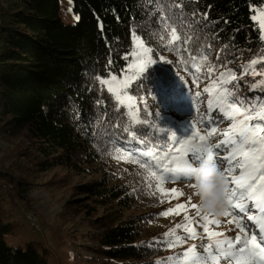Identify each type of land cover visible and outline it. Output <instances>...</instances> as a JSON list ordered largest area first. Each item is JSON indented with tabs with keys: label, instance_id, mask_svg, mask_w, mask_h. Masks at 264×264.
Instances as JSON below:
<instances>
[{
	"label": "trees",
	"instance_id": "1",
	"mask_svg": "<svg viewBox=\"0 0 264 264\" xmlns=\"http://www.w3.org/2000/svg\"><path fill=\"white\" fill-rule=\"evenodd\" d=\"M70 1L72 13L80 18L74 25L65 24L60 0H0V128L5 136L28 143L17 147L12 155L18 159L23 154L36 173L66 168L75 176L91 178L77 184L75 197L66 202L71 216L81 215L80 222L87 231L85 236L74 232L69 235L83 257L81 262L88 254L90 264H170L165 258L171 256L172 247L150 243L166 239L168 232L162 226L166 216L160 215L168 210L166 199L156 188L157 181L151 180L153 187H148L145 168L139 162L119 155L126 157L125 150L142 151L145 145L126 142L119 133L113 137L116 144L110 142L108 133L114 129L109 121L116 118L114 109L118 104L97 79H107L109 72L116 76L125 72L134 50V36L148 46L146 37L155 31L159 13L151 11L149 0ZM185 8L207 12L209 20H219L211 31L224 29L219 31L218 39L201 35L200 44L206 52V46L212 45L208 63L215 64L219 56L231 61L226 67L235 70L243 69L253 59L261 60L264 41L258 37L262 28L252 16L264 8V0H199ZM188 34L193 36L189 47L195 51V27ZM151 55L154 59L155 53ZM160 55L171 63L150 66L142 74L147 76L143 89H136L142 75L131 84L128 94L135 104L143 102L149 111L161 112L162 117L183 112L198 120L202 115L205 119L208 115L222 116L218 110L206 113L207 95L203 89L209 80L196 87L189 71L178 65L176 55ZM109 61L111 66L106 67ZM226 67L217 66L215 75ZM254 67L260 70L262 64ZM235 77L242 96L264 97V75L253 76L249 70L246 74L236 71ZM160 78L168 83L167 95H161L157 87ZM187 88L200 91L205 102L198 104L199 98L192 97ZM120 112L126 113L127 109L121 108ZM140 116H144L143 108ZM153 120L154 115L148 118V122ZM160 123L182 137L177 132L178 122L174 128L163 119ZM214 126L222 130L221 142L231 121L219 119ZM137 127L146 128L147 122ZM141 160L145 167L151 163L147 157ZM17 172L0 168V264H48V251L42 245L30 242L23 248H12L7 243L15 233L12 213L32 189L31 182L18 177ZM28 204L32 206L30 201ZM81 238L88 242L82 243Z\"/></svg>",
	"mask_w": 264,
	"mask_h": 264
},
{
	"label": "snow or ice",
	"instance_id": "2",
	"mask_svg": "<svg viewBox=\"0 0 264 264\" xmlns=\"http://www.w3.org/2000/svg\"><path fill=\"white\" fill-rule=\"evenodd\" d=\"M198 2L199 0H149V3L153 5L151 11L159 14L155 17V31L147 34L149 44L143 47V52L144 56L152 53H155V56L154 59H147L146 64L140 65L136 75L140 76L151 64H170L171 62L160 53L172 52L178 57V65L189 71L196 87L203 80H209V84L203 89V94L207 95L206 113L210 114L218 110L222 116L208 115L205 119L202 115L198 122L192 118L189 125L190 133L180 137L171 128L161 126L160 121L163 119L161 112L153 114L145 103L141 102L140 105L133 103L134 97L128 94V89L133 82L129 77H118L109 72L107 79L97 78L99 84L107 87V91L112 94L118 104V107L114 109L116 118L109 121L114 129L113 132L108 133L109 140L115 145L116 140L113 137L119 133L126 142L145 145L142 151L125 150L128 153L126 157L123 153L119 155L122 159L139 162L141 167L145 168V180L149 181V188L153 187L151 180L158 182L155 186L161 192L164 191L162 185L166 181H177L181 178L190 181L191 173L194 171L193 164L205 159L218 163L233 185L228 195V208L223 216L230 217L225 222L234 224L235 229L238 230L237 235L229 237L226 233L213 231L210 225L214 224L218 227L221 221L208 214L201 215L198 204L191 203V208L196 209V215L199 217L196 221L197 226L203 228L208 243L201 245L203 252H198L197 246L193 244L188 251L179 256L167 257L166 261H175V264H220L223 260L232 264H264V97L242 96L241 85L235 77L236 71L246 74L249 70L253 76L264 75V55L259 61L253 59L243 69L227 68V63L231 61L221 60L219 56L215 64L208 63V52L213 49L212 45L208 44L207 52L205 51V46L200 44L201 35L204 38L211 35L213 39H218L219 31L224 29L211 31L219 20H209L207 12L201 14L197 10H186L185 5H195ZM211 7L208 5L209 9ZM76 19L79 21V16ZM252 19L256 20L258 17L253 15ZM224 23L227 24L228 20L225 19ZM260 26L264 29V19H261ZM194 27L197 42L195 51L189 47L193 36L188 34ZM141 31L143 32L144 29L142 28ZM153 36L155 39H152ZM135 39L143 45L140 37L136 36ZM258 39L264 41V35L259 36ZM156 40H159V43ZM225 54H229L227 49ZM140 59L144 57L137 56V60ZM257 63L262 64L260 70L254 67ZM220 64H224L226 70L215 75L216 68ZM110 66L111 61L106 67ZM192 69H195V72ZM146 79L147 76L142 75L140 82L136 84L137 91L143 89ZM157 87L161 95H167L169 86L164 78L159 79ZM255 89L254 84L252 90L255 91ZM187 90L192 97L199 98L198 104L205 102L200 91L194 88H187ZM121 108L127 109V112H120ZM141 108L144 111L143 118L140 116ZM153 115L154 120L148 122V118ZM219 119L230 120L231 126L225 130L224 139L213 145L210 143V138L217 131L214 125ZM146 122V128L137 127ZM197 123L210 131L201 134ZM149 132L152 133L150 138ZM141 157H147L151 163L145 167ZM172 193L177 198L184 195L177 189H172ZM178 210L184 211L185 223L176 224L165 234V240L150 243L173 247L187 239L199 238L196 228L190 227L194 223V218L187 214L188 209L185 204H177L175 209L169 208L160 215L168 216L173 212L179 215ZM181 228L187 236H174L176 230ZM169 236H174V239H167ZM157 264H163V262L158 261Z\"/></svg>",
	"mask_w": 264,
	"mask_h": 264
},
{
	"label": "rangeland",
	"instance_id": "3",
	"mask_svg": "<svg viewBox=\"0 0 264 264\" xmlns=\"http://www.w3.org/2000/svg\"><path fill=\"white\" fill-rule=\"evenodd\" d=\"M60 1L65 13L63 16L65 24L74 25L77 19L72 13L71 1ZM262 13H264V8L256 12V16L258 17L256 21L259 25L261 19H264ZM262 35H264V29H262ZM135 37L136 36H134V50L130 55L129 66L121 76H118H127L133 82L143 74L142 73L140 76L136 75L139 66L146 64L147 59L152 58L151 54L144 56L143 47L145 44H139ZM137 56H142L144 59L137 60ZM152 65L153 64L145 68V71ZM133 103H135L134 100ZM192 118L197 122L199 121L187 115L186 112L163 115V121L169 127L174 128V125L176 126V122H178L177 126L180 128L177 132L182 137L190 133L191 129L189 125ZM197 128L201 134H206L207 131H210V129H206L200 123H197ZM216 129L217 131L210 138V143L213 145L218 144L222 138V135H219L222 134V130ZM20 145L26 147L28 143L23 140L18 142L16 139L5 136L0 128V168L18 169L17 176L29 180L32 184L31 191L26 195L27 199L20 203L19 208L12 213L10 218V221L15 224V233L7 238L8 245L12 248H23L27 243H38L48 251V264H90L92 262L91 255H84L85 261L81 262L83 257L79 256V251L71 244L72 240L69 238L70 233L74 232L73 234L77 236H85L87 231L83 229V225L80 222V218H82L81 215L71 216V210L66 208V202L75 197L74 189L77 184L90 181L91 178L86 176H75L74 172L66 168H57L46 174L36 173L34 167L29 164L27 159H24L23 154L19 156L18 159L17 157H13L12 151L14 152ZM222 155H227V153H222ZM11 157H13L12 161ZM16 160L18 161L15 164ZM22 171H24V174L21 173ZM190 182L191 181H185L183 178L177 181H166L162 185L164 191H160L166 199L168 209H175L177 204H185L187 206V214L194 218V223L190 227H195L197 233H199V238L187 239L182 244L173 246L169 251L171 256H179L185 251H188L193 244L197 246L196 250L198 252H203L201 245L208 243L203 228L197 226L196 221L199 220V217L196 215V209L191 208V203L197 204V202L196 197L192 194L189 187ZM232 186L231 184V188ZM172 189L182 191L184 195L177 198L172 193ZM189 197H191V201H189ZM28 201L31 202L32 206H29ZM178 211H180L179 215L173 212L162 220V226L167 232L173 229L176 224L185 223L184 211ZM200 213L201 215L205 214L201 211ZM211 216L221 221L218 227L214 224L210 225L213 231L226 233L229 237H235L237 235L238 230L235 229L234 224L225 222L230 219V217ZM174 235L186 237L187 233L181 228L177 229ZM81 239L82 243L88 242L87 239ZM170 264H175V261H170ZM220 264H232V262L221 260Z\"/></svg>",
	"mask_w": 264,
	"mask_h": 264
},
{
	"label": "clouds",
	"instance_id": "4",
	"mask_svg": "<svg viewBox=\"0 0 264 264\" xmlns=\"http://www.w3.org/2000/svg\"><path fill=\"white\" fill-rule=\"evenodd\" d=\"M189 187L201 212L221 217L228 208L231 183L218 164L205 159L193 164Z\"/></svg>",
	"mask_w": 264,
	"mask_h": 264
},
{
	"label": "bare ground",
	"instance_id": "5",
	"mask_svg": "<svg viewBox=\"0 0 264 264\" xmlns=\"http://www.w3.org/2000/svg\"><path fill=\"white\" fill-rule=\"evenodd\" d=\"M29 219V218H28Z\"/></svg>",
	"mask_w": 264,
	"mask_h": 264
}]
</instances>
